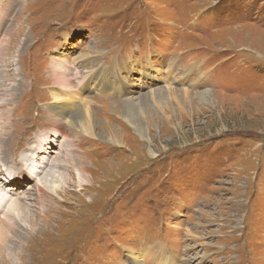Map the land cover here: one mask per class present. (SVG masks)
<instances>
[{"label":"rangeland","instance_id":"1","mask_svg":"<svg viewBox=\"0 0 264 264\" xmlns=\"http://www.w3.org/2000/svg\"><path fill=\"white\" fill-rule=\"evenodd\" d=\"M70 89L97 137L48 124L53 93ZM10 119L8 160L27 132L23 169L0 161V188L18 177L8 171H43L16 188L20 224L54 216L39 181L67 211L54 237L19 240L6 264H126L147 248L176 264H264V0H0V129ZM42 147L65 170L40 168ZM68 160L88 167L89 194L62 195Z\"/></svg>","mask_w":264,"mask_h":264},{"label":"bare ground","instance_id":"2","mask_svg":"<svg viewBox=\"0 0 264 264\" xmlns=\"http://www.w3.org/2000/svg\"><path fill=\"white\" fill-rule=\"evenodd\" d=\"M94 68H95L94 70L93 69L89 70V75L90 74H96L100 71V69H101L100 63L96 64V66ZM87 73H88V70H83L82 72H80L78 70V73H77V76L79 78L81 77V80H79V81L81 83H83L84 87H86L88 85H93V83H94L93 80L85 79ZM98 76L100 77V75H98ZM105 82L104 81L101 82V84L98 86L101 89L111 88L110 90L115 91V88L112 86V81L109 84H106ZM84 90H85V88H84ZM91 91H93V89H91ZM81 93L82 92L78 93L74 89H70L67 92L58 91L57 93H53V96L58 101V103L52 104L46 108V110L49 112L48 124L51 125L52 129H55L58 132L61 131L64 136H68V134H70L71 136L90 135L92 138H95L97 136L93 133V129H92L93 127H92V125H90L91 121L89 118V113H90V109L88 107L89 104L87 105V104H84L82 101H80L82 99ZM128 100H126V106L128 108L125 110L126 115L124 118H125L127 124L133 129V131L136 132L142 140H145V139H147V135H148L147 128L144 127L142 124H137L138 121L136 122V120H134V118H133L134 113H132L131 111L135 110V105L131 101H128ZM9 116H10V114H9ZM10 122H11V119L8 121V123L3 124L1 126L2 128L0 129V161H1V163H3V161L5 163H8L7 165H5L4 163L3 164L9 168L8 165H9L10 160L12 159L13 162L15 163L16 167L23 169L22 163L17 161V160L19 159L21 149L24 147L23 142H22L21 147H20V140L21 139L24 140V136L27 134V132H23V125H22V132L20 134V139H19V148H18L19 150H18L17 154L13 155L14 158H11L10 160H8L9 156L11 155L10 154V152H11L10 148H8V147L11 146L10 141H11V136L13 135V133L11 135V132L6 134V131L8 129ZM45 129H47L46 131H48V132L52 131L49 128H47L46 126L38 127L37 131H41V130H45ZM31 131L36 132L34 130H31ZM54 135L57 136L60 134L54 132ZM8 137H9V139H8ZM13 137H15V136H13ZM36 144L40 145L38 139L36 140ZM113 145L122 146V142L119 138H116V140L114 139V141H113ZM42 149L46 154L44 155V153H43V159H45V161L43 164H41V165L39 164L40 168H45L44 165L50 164L51 168L54 167V169H57V168L61 167L60 169L64 168V170H65L63 163H60V161H58L57 159L50 162V160H52L51 156H50L51 152L50 153L47 152V150H45L43 147H42ZM36 151L39 152V149H37ZM148 155L150 157H155V153L151 149H149ZM28 161H29V159H28ZM68 161L69 162L67 164H69V166H70V168H68V169H69V172L71 174H73V178H67L68 179L67 183H66L67 189L61 190L62 195L64 196V195L68 194L70 191L69 189L70 188H76L77 185H78V188H80V187L84 188L85 193L89 194L88 190L89 191L94 190L95 180L91 176H89L88 170H87L88 167L86 168L85 166H83L82 164H79L75 160H68ZM61 164H62V166H61ZM46 168H47V166H46ZM0 170H2L1 175H3L4 169L2 168V165L0 166ZM8 172H10V176L16 175L18 177H12V179H10V180H9V178H7V183L11 184L10 188H7V186H5V185H4V188L3 187L0 188V193L4 192V193H6L5 195L8 197V200L6 201L7 197L4 195L3 196L0 195V264H6L5 260L7 259V256H6L7 252H10L8 254H11V253L15 254V251L20 249V247L18 245L19 240H21V241L23 239H26V240L27 239H29V240L40 239V240H42V239L54 237L55 231H54L53 226L55 224H58V222L60 220L59 216L63 215L62 210L67 211L65 209V207L63 206L66 204V202H58L54 197H50L47 194V192L44 190V188H42V186H41L42 181H39L36 183V185H34V189H36L37 192H40V194H41L37 198V200H47V199L50 200L51 199V201H54L55 206L50 212V214H53L54 216H47V218L40 219V215H38L37 217L32 215V216H30L31 217L30 222H31L32 229H31V231L28 229H25L20 224L19 219L21 217L20 212H21V214H25L27 207L25 206L24 203H22V201H20V199H15V200L13 199L15 194H16L15 191H16V188L21 187V185H23V183L25 181H31V179H29V178H31L33 176L35 177V175H37L38 173H42L43 171H41L40 169L39 170L29 169V174H30L29 178H27L25 173L16 174V173H14V170H11ZM36 177H38V176H36ZM0 181H1V178H0ZM84 184H89V185L84 186ZM71 194H72V192H71ZM76 194L77 193L74 192V196ZM63 196H61V198H63ZM9 200H12V201L10 203H8ZM6 206H8V208H6ZM5 209H7V210H6L5 214H3ZM28 211L29 210H27V214H28ZM68 212H70V211H68ZM29 213H30V211H29ZM51 222H54V223L51 224ZM27 244H28L27 247H29V243H27ZM25 248H26V246H25ZM164 254H165L164 251H160L158 249L156 250L154 248L153 249L152 248L143 249V250H140V253L135 254V252H132L130 254V257H129L128 262L126 264H173V263L176 264L173 261H169Z\"/></svg>","mask_w":264,"mask_h":264}]
</instances>
